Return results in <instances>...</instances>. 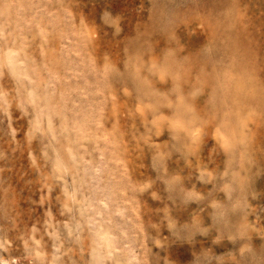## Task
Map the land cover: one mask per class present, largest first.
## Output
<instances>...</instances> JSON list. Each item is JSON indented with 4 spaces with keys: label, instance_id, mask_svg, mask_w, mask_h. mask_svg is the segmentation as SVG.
Instances as JSON below:
<instances>
[{
    "label": "rangeland",
    "instance_id": "rangeland-1",
    "mask_svg": "<svg viewBox=\"0 0 264 264\" xmlns=\"http://www.w3.org/2000/svg\"><path fill=\"white\" fill-rule=\"evenodd\" d=\"M10 56L46 163L10 264H264V0H0Z\"/></svg>",
    "mask_w": 264,
    "mask_h": 264
},
{
    "label": "bare ground",
    "instance_id": "bare-ground-1",
    "mask_svg": "<svg viewBox=\"0 0 264 264\" xmlns=\"http://www.w3.org/2000/svg\"><path fill=\"white\" fill-rule=\"evenodd\" d=\"M257 24H259V23H257ZM261 38H260V40H261ZM257 40H258V38H257ZM258 51H260V50H258ZM11 57L12 56L7 57L5 60L0 58V235L4 234L8 237L11 236L8 239L6 238L7 240L4 238L3 243L0 244V261L3 262V264H10V259H9L10 253L9 252L14 253V251H12L13 248H16V249L19 248L18 247L19 244H18V240H17L18 237L16 238L15 236L17 235V232L19 231V229L24 228L22 218L18 215L19 206L21 204L20 203L21 198L18 200V198H17L18 196H17L16 192L18 191V192H20V194L25 193L27 195V193H30L31 190L33 191L34 189L37 188V187L36 188L34 187L37 185V182L40 183L42 186H44L46 183L45 182L46 181L45 180V177H46L45 173L46 172H45V168H44V164H46V163L43 160V159H45V156H44V158H43V156L41 157L42 153L39 150V147L37 144V142L40 143L41 140L39 139L40 140L39 141L36 138L37 135H34V133H33V135L31 134L32 136L29 134L30 136L26 135L27 136L26 137V136H23L24 133H21V131L14 132L15 129L12 130L13 133H15V135H8V132H6V131H8V129L5 130V128H7L8 126L5 127V124L2 120L3 117H1V116H4L2 114V111L5 109L4 106H6V104H4V103L8 99H9L8 102H10L9 105H10L11 115L12 114L14 115V107L15 106H13L12 103L15 100L14 99L15 94L12 91V88H13L12 86L21 87L18 85L15 86L14 83L16 84L17 82H15L16 80L15 81L12 80L14 75L10 74V68L13 69L12 67H14V66H12L14 59H12ZM257 58H258V56H257ZM258 65H261V63L259 62ZM259 67H258V69H259ZM260 73L259 74L263 77L264 71H261ZM10 75L13 77L11 78ZM27 78H30V77H27ZM22 82H23V80H22ZM14 89L17 90V88H14ZM21 89L22 90L24 89L23 84H22ZM4 91L7 94L6 96L8 97V99H7V97L5 98V96L1 95V93ZM15 92H18V91H15ZM13 94H14V96H13ZM12 96L14 98H12ZM4 99H5V102H4ZM14 116H12L13 120H11V118H10V121L12 123H10L6 120L8 123H10L12 125V127H14L17 123V121H16L17 119H15ZM25 117H27V116H25ZM24 118L20 119L18 124L21 123L22 125L23 124L25 125L24 122L26 120ZM12 127L11 126H10V128L8 127L9 131H11L10 129H12ZM25 127H27V126H25ZM19 128H21V127H19ZM12 131H11V133H12ZM35 134H37V133H35ZM39 137H40V135H39ZM39 151H40L41 155H39L40 154ZM27 154H32L33 157H31V158H33V159H31L30 156ZM27 156H29V157L27 158ZM28 159L33 160V161H30L32 163H29ZM33 187H34V189H33ZM22 231H21V234H22ZM26 231L30 232V230H28V229L25 230V233H27ZM30 233L32 235V232H30ZM30 233H28V234H30ZM40 233H42V232H40ZM23 235L24 234L21 235L22 239H23V237H22ZM33 235H34V232H33ZM25 237H26V235H25ZM41 237L43 238V236H41ZM22 239H21V242H22ZM26 239H23V240H26ZM19 240H20V237H19ZM25 242L23 241L22 243H25ZM27 242H26V244H29ZM26 244H25L26 248H24V249H26V251H27V247H29V245L27 246ZM25 246H23V247H25ZM27 254H28V251H27ZM23 255H24V253H23ZM31 258L29 260H31ZM32 261H33V259H32ZM34 262L35 261H33V263ZM27 263H28V261L26 262V264Z\"/></svg>",
    "mask_w": 264,
    "mask_h": 264
},
{
    "label": "clouds",
    "instance_id": "clouds-1",
    "mask_svg": "<svg viewBox=\"0 0 264 264\" xmlns=\"http://www.w3.org/2000/svg\"><path fill=\"white\" fill-rule=\"evenodd\" d=\"M109 15H111V13H109ZM121 25H122V20H121ZM120 32L122 33L123 32V27L121 26L120 27ZM176 67L177 65H170V68H172V70H176ZM165 84H168V81H164ZM169 87H171V85H169ZM155 101H153L154 103ZM178 118H183V119H186L187 118V114L183 111V109H180L179 112H178ZM166 130V129H162V132ZM240 215L239 211L236 213V216L238 217ZM231 231H233L235 233V235L233 236V238L231 239H227L226 240L230 243H233V244H236L237 242H241L240 243V247L241 248L244 243H248L249 245V249H252L253 248V245H252V241L251 242H248L247 240V236H242L240 235V231H242V229H236V228H231L230 229ZM203 236H207V235H203ZM223 240L219 241L222 242Z\"/></svg>",
    "mask_w": 264,
    "mask_h": 264
}]
</instances>
